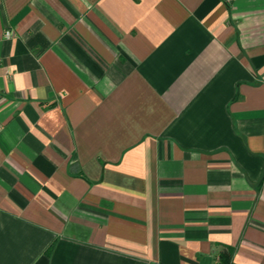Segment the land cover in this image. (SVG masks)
I'll return each mask as SVG.
<instances>
[{
    "label": "crops",
    "instance_id": "crops-1",
    "mask_svg": "<svg viewBox=\"0 0 264 264\" xmlns=\"http://www.w3.org/2000/svg\"><path fill=\"white\" fill-rule=\"evenodd\" d=\"M0 264H264V0H0Z\"/></svg>",
    "mask_w": 264,
    "mask_h": 264
},
{
    "label": "built area",
    "instance_id": "built-area-1",
    "mask_svg": "<svg viewBox=\"0 0 264 264\" xmlns=\"http://www.w3.org/2000/svg\"><path fill=\"white\" fill-rule=\"evenodd\" d=\"M0 129H1V125H0ZM215 264H233V263H230V262H225V261H222L220 259H217Z\"/></svg>",
    "mask_w": 264,
    "mask_h": 264
},
{
    "label": "trees",
    "instance_id": "trees-1",
    "mask_svg": "<svg viewBox=\"0 0 264 264\" xmlns=\"http://www.w3.org/2000/svg\"><path fill=\"white\" fill-rule=\"evenodd\" d=\"M222 261H225L226 262V260H222Z\"/></svg>",
    "mask_w": 264,
    "mask_h": 264
}]
</instances>
